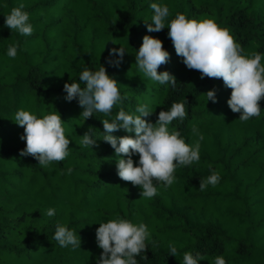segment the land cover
Returning a JSON list of instances; mask_svg holds the SVG:
<instances>
[{
	"label": "trees",
	"instance_id": "obj_1",
	"mask_svg": "<svg viewBox=\"0 0 264 264\" xmlns=\"http://www.w3.org/2000/svg\"><path fill=\"white\" fill-rule=\"evenodd\" d=\"M21 3L30 16L31 36L4 26V16ZM152 3L167 5L170 16L162 31L149 33L145 22L151 23L154 15ZM176 12L189 19L213 18L230 30L245 53L264 57V0H0L2 54L7 55L14 37L19 41L17 56L41 37L48 52L53 49L60 55L55 61L49 54L40 58V50H33L27 61L16 62L19 73L13 82L4 81L9 71H3L0 115L7 112L14 117L23 108L42 118L58 111L71 141L68 157L47 167L31 156H20L26 146L20 137L0 142V264H96L102 249L96 244L95 230L117 216L148 227V248L136 257L138 264H181L183 253L189 251L204 257L199 264H214L217 255H223L227 264H264V99L260 116L239 120L240 113L227 105L231 89L222 79H200V73L189 70L176 55L167 35ZM52 29L56 37L50 44ZM144 35L162 40L169 52V62L158 72L174 75L175 89L139 71L135 55ZM120 47L126 52L123 62L119 67L108 65L109 51ZM102 65L118 81L126 112L138 115L136 107L147 104L154 114L145 119L155 123L159 111L186 100L188 116L183 122L174 120L169 131L179 130L190 145L199 139L191 133L193 126L204 137L199 162L177 167L173 185L165 190L157 184L152 199L142 198L138 186L117 175L118 157L102 140L101 121L111 118L94 112L85 121L78 98L64 99L65 83L77 82L83 88L81 71L85 67L97 71ZM51 79L62 83L53 86ZM212 89L216 103L207 101L206 92ZM6 105L10 111H2ZM119 107L113 109V117ZM15 126L23 134L16 123H9L8 130ZM89 129L97 140L93 148L80 144ZM112 134L135 135L123 129ZM3 142L9 145L2 146ZM132 158L138 164L139 156ZM209 166L219 172L220 183L200 191V179L210 175ZM214 205L220 206L221 217L209 212ZM49 208L55 209V216L45 214ZM58 223L80 236L81 248L61 247L52 239ZM170 242L177 247L176 256L169 253Z\"/></svg>",
	"mask_w": 264,
	"mask_h": 264
},
{
	"label": "clouds",
	"instance_id": "obj_2",
	"mask_svg": "<svg viewBox=\"0 0 264 264\" xmlns=\"http://www.w3.org/2000/svg\"><path fill=\"white\" fill-rule=\"evenodd\" d=\"M5 7H7L5 5ZM154 11L151 23L146 24L147 32H160L165 28V20L170 16L167 5L152 3ZM25 5L19 4L11 8L4 17V26L16 31L22 36H31L33 26L29 22V13L24 11ZM167 35L171 40L176 55L189 70L200 73V79H222L226 88L231 89L227 105L233 113H240L239 120L247 122L250 118L261 114L260 101L264 99V64L259 52L245 53L227 27H221L213 18L202 17L189 19L186 14L176 12L169 20ZM19 48V41L7 47V56L15 59ZM126 52L120 47L109 51L106 63L119 67ZM170 54L163 47L159 38L144 35L142 44L135 55V63L143 75L161 85L170 84L176 87L177 79L168 71L158 72L161 65H166ZM80 83H65L64 99L68 102L78 98V104L83 109L80 116L88 120L94 112L102 113L103 141L108 143L115 152L116 170L119 178L130 182L132 186L141 189V197L152 199L157 195V184L165 190L170 188L176 177L177 167L191 166L200 160V141L204 139L196 126L191 133L199 139L194 144H188L179 130L169 131V125L174 120L183 122L188 116L186 100L172 102L170 108L161 110L155 123L146 120L154 114L147 104H140L132 115L125 111L122 97L118 88V81L110 76L102 65L99 70L91 71L85 67L80 75ZM207 101H217L216 90L206 92ZM120 105L113 117V109ZM15 123L23 128L20 136L26 146L20 150V156H31L42 167L53 162L64 161L69 155L70 139L65 135L63 119L58 111L44 114L38 118L23 108L14 115ZM123 129L135 135L114 136L112 133ZM81 146L93 148L97 140L92 138L91 129L85 132L80 141ZM138 155V164L133 156ZM210 175L200 179L199 190L205 191L210 185L216 187L221 180L218 171L209 166ZM71 174L72 169H67ZM49 217L55 216V209L49 208L45 213ZM150 233L145 223L135 224L128 219L117 216L107 222L99 223L95 230V240L102 252L96 264H138L136 259L148 248ZM61 247L71 246L73 250L81 248V238L67 226L57 224L52 237ZM155 246V242H153ZM169 253L177 255V247L168 244ZM147 259V257H144ZM204 260L199 253L184 252L181 264H199ZM214 264H227L223 255L214 257Z\"/></svg>",
	"mask_w": 264,
	"mask_h": 264
},
{
	"label": "rangeland",
	"instance_id": "obj_3",
	"mask_svg": "<svg viewBox=\"0 0 264 264\" xmlns=\"http://www.w3.org/2000/svg\"><path fill=\"white\" fill-rule=\"evenodd\" d=\"M36 32L38 34H42L43 32L41 31H38V29L36 30ZM41 32V33H40ZM48 41L49 43H53V41H55V37H56V33H55V30L52 29L51 32L48 34ZM15 39V42L17 40V37H14ZM2 41V37L0 36V42ZM5 41V40H3ZM46 43V39H42L41 37H37L36 40L33 42L32 45H27L24 49V53L19 55V56H16L15 59H12V58H9L7 55H5L4 53L2 54L0 52V75H3V71H6L8 70L9 71V76H5L4 78V81L7 82V80L9 79V82H13V78L15 76H17V74L19 73V71L17 72L16 71V68H15V65H16V62H19V61H27V57L31 54V52L33 50H40V58L46 56L49 54V57L51 58H55V61L56 59H58L60 57L59 55V52L55 51V50H51L50 52H48V48L45 46ZM0 50H2V46L0 45ZM43 59H40V61H42ZM22 72V71H21ZM20 72V74H21ZM60 80H57V79H51L50 82L53 86H59L60 83H62V81ZM11 107L10 105H6V106H3L2 108V111H10ZM8 113L5 112L4 115H0V122H1V125L4 126L3 127V130L0 129V142L3 141V139L5 140H8L10 137H20L22 134L19 132V128L18 127H14L13 129H10L8 130V127H9V123H13L15 124V121H14V117L11 116L9 118V116L7 115ZM8 130V131H7ZM15 130L16 133H15ZM5 145H9V143H6V142H3L2 146H5ZM209 212H212V213H215L218 217H221L220 214H221V209H220V206L219 205H214L212 206V208L210 209Z\"/></svg>",
	"mask_w": 264,
	"mask_h": 264
}]
</instances>
